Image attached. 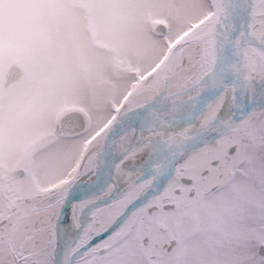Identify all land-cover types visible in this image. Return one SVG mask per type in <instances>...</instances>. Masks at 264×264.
<instances>
[{"label":"snow or ice","instance_id":"1","mask_svg":"<svg viewBox=\"0 0 264 264\" xmlns=\"http://www.w3.org/2000/svg\"><path fill=\"white\" fill-rule=\"evenodd\" d=\"M90 18L116 84L0 162V264H264V0H94Z\"/></svg>","mask_w":264,"mask_h":264},{"label":"rangeland","instance_id":"2","mask_svg":"<svg viewBox=\"0 0 264 264\" xmlns=\"http://www.w3.org/2000/svg\"><path fill=\"white\" fill-rule=\"evenodd\" d=\"M93 2L0 0V162L9 164L25 144L50 138L56 115L81 107L87 119L93 116L116 84L115 52L90 18ZM15 59L28 74L19 93L6 99L2 72Z\"/></svg>","mask_w":264,"mask_h":264},{"label":"flooded vegetation","instance_id":"3","mask_svg":"<svg viewBox=\"0 0 264 264\" xmlns=\"http://www.w3.org/2000/svg\"><path fill=\"white\" fill-rule=\"evenodd\" d=\"M92 41H93V43L95 42L94 39H92ZM13 61H18L20 63V65L23 66V68L25 69V76L19 82H17L15 85H13L9 89V91H5V88L3 86V73H4L5 69L3 70V72H2V90H3V94L5 96H7L6 99H9L12 96H14L15 94L19 93V91H16V92H14V91L16 90V88L19 87L22 80L28 74L27 68L25 67V65L23 63H21L20 60L15 59ZM23 91H24V89L21 90L20 92H23ZM36 91H37V87L31 92L29 90L27 99H31L32 96L36 93ZM39 100L40 99H34L33 102H38ZM100 107H102V104L97 109H99ZM79 109H77V110L69 109L68 111L64 112L62 115H58V116L56 115L52 121V124L54 125L52 133L61 134V135L71 134L76 129V127L78 126L81 119H87V116H86L85 112L81 109V107Z\"/></svg>","mask_w":264,"mask_h":264},{"label":"water","instance_id":"4","mask_svg":"<svg viewBox=\"0 0 264 264\" xmlns=\"http://www.w3.org/2000/svg\"><path fill=\"white\" fill-rule=\"evenodd\" d=\"M25 76V69L18 61H13L3 73V86L5 91L19 82Z\"/></svg>","mask_w":264,"mask_h":264}]
</instances>
